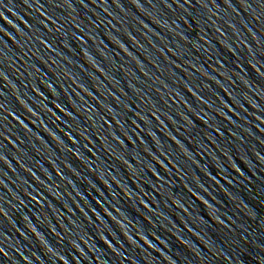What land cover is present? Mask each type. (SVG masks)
I'll return each instance as SVG.
<instances>
[{
  "label": "water",
  "instance_id": "obj_1",
  "mask_svg": "<svg viewBox=\"0 0 264 264\" xmlns=\"http://www.w3.org/2000/svg\"><path fill=\"white\" fill-rule=\"evenodd\" d=\"M0 264H264V0H0Z\"/></svg>",
  "mask_w": 264,
  "mask_h": 264
}]
</instances>
